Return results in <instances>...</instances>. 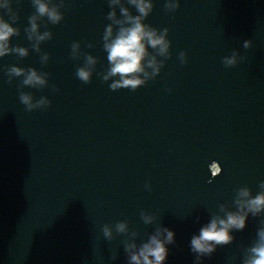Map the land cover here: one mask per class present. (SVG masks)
Masks as SVG:
<instances>
[{
	"label": "water",
	"instance_id": "water-1",
	"mask_svg": "<svg viewBox=\"0 0 264 264\" xmlns=\"http://www.w3.org/2000/svg\"><path fill=\"white\" fill-rule=\"evenodd\" d=\"M167 2L152 0L142 23L167 30L168 51L146 45L149 76L139 74L145 82L134 90L111 89L118 76L103 79L105 28L112 24L115 37L121 27L107 18L109 0H48L63 17L56 24L38 16L33 0L0 8L17 29L10 47L27 49L0 57V264H129L125 246L139 248L164 228L174 233L166 264H196L191 238L236 212L241 188L264 191V0ZM32 17L39 34H50L38 44L29 39ZM87 56L95 64L84 83L75 73ZM13 66L46 83L23 85ZM22 92L48 103L28 111ZM118 223L127 230L117 232ZM262 228L264 211L249 213L231 242L199 264H244Z\"/></svg>",
	"mask_w": 264,
	"mask_h": 264
},
{
	"label": "clouds",
	"instance_id": "clouds-1",
	"mask_svg": "<svg viewBox=\"0 0 264 264\" xmlns=\"http://www.w3.org/2000/svg\"><path fill=\"white\" fill-rule=\"evenodd\" d=\"M128 2L135 7L139 15H131L128 9L121 4V0H109V7L112 10L107 14V18L113 24L121 25L115 37H113L112 24L107 25L103 36L104 49L108 54L107 59L110 64V68L103 79L108 80L110 77H119L110 85L113 90L122 87L134 90L145 82L144 79L140 78L139 74L143 73L145 78L149 76V73L145 71V66L142 64V61L148 55L146 45L156 49L161 56L167 53L169 47V43L165 39L167 30L158 33L155 29L142 23L143 19L152 10V0H128ZM33 4L38 16H46L53 24L59 23L63 18L55 7H49L48 0H33ZM116 6L120 7V14L124 17L123 20L116 18ZM166 7L170 9L178 8L179 0H168ZM0 8H8V0H0ZM30 23L29 39L35 36L38 44L39 41L50 36L47 32L38 33L36 17H32ZM124 25L128 26L125 27ZM15 34H17V29L3 20V18H0V57L8 55L10 52H15L21 57L27 55L26 48L10 47V38ZM249 44L250 42L246 41L245 47H248ZM79 47L78 42L72 43L71 51L73 56L77 54ZM42 59L46 60L47 56L42 57ZM235 62V55L225 60L227 65H232ZM86 64L87 67L78 68L75 73L76 77L84 83L90 80L91 66L95 64V59L92 56H87ZM147 67L152 68V75L159 71L155 57L147 61ZM8 72L10 76H24L22 83L25 86L38 87L46 83L44 77L34 69L25 71L22 68L13 66L8 69ZM19 101L28 111L48 103L44 98L33 103L32 97L23 92L19 95ZM213 171H216L215 167H213ZM261 188L264 189V182H261ZM235 204L237 206L236 212H227L224 218H213L200 229L198 235H194L191 238L190 250L196 254V264H199L202 256L210 255L217 245L230 243L233 239L231 231L233 229L242 230L245 227L249 213L256 216L264 211V191L253 197L247 188H241ZM144 220L145 223H150L151 217L146 216ZM115 227L117 232H125L127 230L124 223H118ZM102 231L106 239L111 238V228L105 225ZM257 236V243L249 249L250 256L244 261V264H264V228L258 231ZM173 242L174 233L164 228L158 230L155 235L150 236L147 242L139 248H137L135 243L127 244L125 250L129 253V264H166L168 257L167 245Z\"/></svg>",
	"mask_w": 264,
	"mask_h": 264
}]
</instances>
